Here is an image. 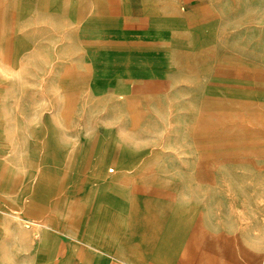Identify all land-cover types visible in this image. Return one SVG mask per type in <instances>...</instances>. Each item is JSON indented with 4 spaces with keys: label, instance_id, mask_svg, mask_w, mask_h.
Segmentation results:
<instances>
[{
    "label": "rangeland",
    "instance_id": "obj_1",
    "mask_svg": "<svg viewBox=\"0 0 264 264\" xmlns=\"http://www.w3.org/2000/svg\"><path fill=\"white\" fill-rule=\"evenodd\" d=\"M159 1L0 0V205L25 221L49 222L59 240L50 256L53 243L7 236V217L0 213V264H76L77 243L70 240L87 239L85 219L91 218V228L100 202L99 196L87 205L90 183L83 177L105 170L113 177L117 169L128 172L124 161L132 165L122 148V165H109L120 130L141 145L144 162L136 165L131 186L150 213L153 235L164 218L172 217V224L198 221L217 239L211 246L219 264H264V0H170L179 18L197 23L185 31L178 25L176 42L157 35L162 28L154 24L165 15ZM140 9L149 23L138 25ZM128 32L141 33L140 42L130 41ZM176 44L187 45L179 46L175 68L163 49ZM90 54L94 61L87 62ZM67 68L89 70L93 81L106 79L107 87L115 82L112 96H127L129 111L118 116L110 91L96 101L88 92H73L81 97L64 115L69 98L58 76ZM126 69L151 77L129 91ZM173 70L174 83L165 87ZM18 84L23 92L14 91ZM133 127L140 128L130 133ZM17 142L24 165L14 182L18 172L9 157ZM31 161L40 173L27 186L25 209L14 208L27 188L23 181L28 185L35 172ZM114 191L115 199L129 196ZM67 199L75 233L60 228L59 201ZM29 203L36 208L29 210ZM191 203L196 211L179 212ZM119 216L107 213L110 221Z\"/></svg>",
    "mask_w": 264,
    "mask_h": 264
},
{
    "label": "crops",
    "instance_id": "obj_2",
    "mask_svg": "<svg viewBox=\"0 0 264 264\" xmlns=\"http://www.w3.org/2000/svg\"><path fill=\"white\" fill-rule=\"evenodd\" d=\"M132 14L133 12H130V14L126 15L124 21L126 18H132ZM136 18L138 20V25L144 20H147L149 23V17L142 14L141 9ZM182 20L185 21L186 24L194 23L185 19ZM147 28L133 32L146 31ZM183 34L188 33L183 32ZM174 39L178 41L176 38ZM177 44L163 49L170 57L175 68L178 66L176 57L179 46L187 45L179 44L178 46ZM152 58H155V56H152ZM156 58H158V56H156ZM174 72L175 70L168 72L170 78L166 82L165 87H170L174 83L172 78ZM133 73L137 72L134 71ZM140 80L139 78L126 75L125 84L128 90L131 91L130 87L137 84ZM109 93V97L116 102V97L112 96V93H116V89L111 87ZM128 131L132 133L131 131L135 130L129 128ZM121 133L122 131L120 130V134L117 135L118 138H114L117 144L109 165L114 166L117 161L118 150L122 148L131 155L132 165L127 169L128 172H121L116 168L118 172L117 175L113 177L108 176L106 170L105 173L99 177H83V181H87L86 184L90 183L86 187V194L84 193V198L87 199V205L91 207L94 206L99 196L100 202L98 203L91 228V218L87 216L85 219L86 224L83 232L89 233L87 239L83 236L82 238L77 237V240L75 237L70 240L77 243V246L74 245L77 250L75 254L76 264H219L216 262L220 259L219 254L215 251L213 246H211L217 239L207 235V232L203 230L206 226L200 222L198 223V221L196 223L185 221V223L182 224L181 221L177 220L176 224H172V217L168 219L164 218V220L158 224L154 235L149 231L148 227H150L151 222L150 213L146 212L145 214L141 201L135 198L136 194L131 186V180L134 177L136 165L144 162L143 153L140 151L141 145H139L137 137L133 134L122 135ZM32 161L37 164L36 160ZM31 164L30 162V167ZM44 170L50 171L48 167H45ZM39 173L40 172H38L36 168L35 172L29 176L31 182L25 186V182L23 181L22 189L31 186ZM24 178L25 177H23V179ZM123 188L127 189L129 196L127 198L119 199L118 197L115 199L114 190ZM97 190L98 192L96 193ZM89 196H92V198H88ZM118 201L121 202L118 203ZM70 202L69 199L65 200L64 203L59 201L61 205L60 228L65 232L68 230L75 233L74 229L68 226ZM137 206L138 210L141 212L140 218L135 217ZM189 206V208L186 206L184 209H180L179 212L196 211V204L191 203ZM109 212L114 213L116 218L120 213L122 215L119 216L120 219L110 221L107 217V213ZM145 219H147V227L144 231L141 230L140 227L144 226ZM32 257L34 258L33 255L28 258ZM221 264L225 263L222 262Z\"/></svg>",
    "mask_w": 264,
    "mask_h": 264
},
{
    "label": "bare ground",
    "instance_id": "obj_3",
    "mask_svg": "<svg viewBox=\"0 0 264 264\" xmlns=\"http://www.w3.org/2000/svg\"><path fill=\"white\" fill-rule=\"evenodd\" d=\"M146 1L156 2L158 0H146ZM159 2H162V4H163L162 9H163L165 15H164L163 19L156 22L154 24V26L158 27V28H162V30L159 31V33L157 35H164L165 40H168L167 42H169V41L176 42L173 34H175L177 32L175 28L178 25L181 28H183L184 31L189 29V28L194 27L195 25H197V23L186 24L185 21L182 20V18H179V15L177 14V12L174 11L173 8L171 7V1L170 0H160ZM149 10H151V8ZM81 31H82V29H80V32ZM80 32H79V34H80ZM128 33L130 36V41H132L133 43L140 42L139 40H136V39H137L138 35H141V33H138V35L134 34L133 32H128ZM143 34L144 33H142V35ZM92 56L95 57V55H93V54L88 55L87 62L94 61L92 59ZM118 59L122 60L124 58H118ZM104 60L105 59H103L102 61H104ZM134 71H136L137 73H133ZM123 72H125V76L130 75L131 77L139 78L142 80L144 78L151 77V73H149L147 71H143V70H135V69L128 70V69H126ZM106 83H107L106 79H102L99 82V84H97L95 81H93V73L89 72V70L82 73V72H78L74 69L67 68L66 70L61 72L60 75L58 76V87H59L60 91L69 98L68 99V105L64 109V115L69 116V114L73 110L74 99L81 97V96L75 97L72 94L73 92H88V95H91L90 97L88 96L89 99L93 97V99L96 101L98 99L108 97L105 95V92L110 91L111 87H107ZM112 84H113V87L115 89H117V87H116L117 84L115 82ZM14 91H16V92L18 91V93H20V92L24 91V88L22 87L21 84L20 85L18 84L17 88H15ZM14 91L12 92V94L15 93ZM114 96L119 98V99L115 98L117 101L115 107H116L118 116L127 113L131 107L130 106L131 103L128 100V97L127 96L126 97L125 96H118V95H114ZM20 101H21V99H18V102H20ZM0 111H2L1 106H0ZM199 121H201V120H199ZM10 123H11L10 119L6 115V125H5L4 131H5V135L7 136V139H9L8 131H9V127H10L9 124ZM197 126H198V124H197ZM139 128L140 127H133L130 129L138 130ZM116 143H117V141L115 142V144ZM11 147H12L14 153L12 152L11 156L9 157V159H10L9 162L15 168V171L18 172L16 174H14L15 175L14 177L12 176L14 178L13 181L16 182L15 180L18 178V175L23 174V165H24L23 153L21 155L22 157L19 155V153H21V149H23V147L18 142L13 143V145H11ZM116 162H121L120 164L122 165L121 160H118ZM31 163H32V161H31ZM125 163H127V162L124 161V165L129 167V164L126 165ZM31 167L33 169H36V168H34V165ZM37 178H38V176L36 177L35 180H37ZM36 182L37 181H35V184H37ZM32 185H33V182L31 184V186ZM61 189H63V187H61ZM28 190H29L28 187L25 188V192L23 193L22 197L19 198L18 200H16L15 202H13V204L15 206L14 208H16L17 206H19L20 208H24L25 203L27 206V202H25V198L23 199V197L25 195H27L28 193H30V191H28ZM40 190H41V188H39V189L37 188L36 194H39ZM117 190L123 192V191H126L127 189L123 188V189H117ZM20 193H21V191L16 195H20ZM33 194H34V192H33ZM23 200L25 203L23 202ZM34 207H32V204L29 203V210H32V208H34ZM14 212H16V211H14ZM0 213L7 217V218H2V219L7 220L8 224H9V227L7 229V236H11V237H15V238H21L24 240H28L30 242H34L35 240H37V238L40 237V238H42V241L44 243H48V242L53 243V245H51L52 248L47 247L49 244L45 246L49 249L50 256L55 253V251H56L55 247H56V245H58L59 240L56 237L52 236V234L50 232V230L52 229V226H51V224H49V222L47 224H45L44 222L25 221L24 218H22L21 216L6 211L5 209H3L1 207V205H0ZM135 214H136L135 217L137 218V216H138L137 212ZM140 217H141V215H140Z\"/></svg>",
    "mask_w": 264,
    "mask_h": 264
}]
</instances>
